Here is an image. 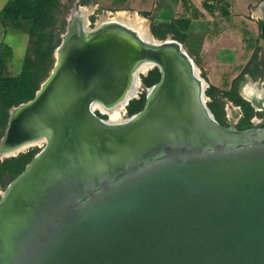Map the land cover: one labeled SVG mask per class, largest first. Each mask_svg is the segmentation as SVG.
<instances>
[{
  "label": "water",
  "instance_id": "water-1",
  "mask_svg": "<svg viewBox=\"0 0 264 264\" xmlns=\"http://www.w3.org/2000/svg\"><path fill=\"white\" fill-rule=\"evenodd\" d=\"M70 46L0 141L50 132L0 198V264H264V128L221 126L193 61L162 52L157 93L107 127L105 75L77 87Z\"/></svg>",
  "mask_w": 264,
  "mask_h": 264
},
{
  "label": "rangeland",
  "instance_id": "rangeland-1",
  "mask_svg": "<svg viewBox=\"0 0 264 264\" xmlns=\"http://www.w3.org/2000/svg\"><path fill=\"white\" fill-rule=\"evenodd\" d=\"M7 1L0 0V12ZM59 3L60 6L57 10L56 22L50 29L53 34L52 41H58V44L54 47L52 55L45 57L43 64L30 67V70L37 74L36 91L51 73L57 58V50L55 51V55L54 50L62 41V36L66 34L69 24L78 20L74 18L76 13L85 15L88 27L94 29L102 17H111L116 13L126 12L129 16L137 14L145 21L150 32L152 26L159 36H163L162 39L158 37H154V39L163 41L169 38L181 44L184 51L199 70L200 78L205 84L204 93L206 96V105L221 126L236 130L252 127L264 128V110L255 109L250 102L243 99L240 95L241 89L248 85V83H254L258 88L264 89V40L261 37V26L264 20L252 18L254 16H250V11H248V15H244L245 20L241 19L238 21V18L234 19L233 17L231 20L225 19L223 24L217 28L213 26L214 33L220 34L224 32L227 34L221 38H214L209 33L211 31V25H207V22L213 23L211 20L207 22L203 21L200 24L171 21L164 23L166 26L158 27L159 24L156 21L153 22L152 18L146 17V15H141L125 8H107L99 4L98 0H59ZM241 13L235 10L236 16ZM164 32L166 34L162 35ZM229 33L239 35L238 41H234L236 37L233 39ZM151 35L154 36L153 34ZM229 39H232V41L226 42ZM34 43L35 38L29 36L28 24L25 20L21 17L17 19H4L0 14V79L4 77H18L22 72L24 61L27 57L35 61L36 46ZM243 69L244 72H242ZM148 72L145 75H140L138 92L132 100H139L140 96L144 94L145 103L146 92L150 86L146 87L141 81V78L146 76ZM5 95L4 91L1 90L0 107L1 104L7 102ZM235 97L241 99L242 103L238 104L235 102L233 100ZM25 102L27 101L23 100L11 105L8 108V117L11 109ZM133 114L127 112L126 105L120 117L128 118ZM96 115L101 119H108V116L100 114L98 111ZM262 122L263 124L258 125ZM4 131L5 129L0 136V141L4 135ZM44 145L45 143H42L39 146L29 148L13 156H3L0 153V162L4 159L18 157L19 155H26L32 160ZM10 182L4 186H0V198L1 193L6 190Z\"/></svg>",
  "mask_w": 264,
  "mask_h": 264
},
{
  "label": "bare ground",
  "instance_id": "bare-ground-1",
  "mask_svg": "<svg viewBox=\"0 0 264 264\" xmlns=\"http://www.w3.org/2000/svg\"><path fill=\"white\" fill-rule=\"evenodd\" d=\"M74 18L78 20L69 24L66 34L62 37V45L55 49V51L57 50L56 60L59 63L64 57L65 47L69 43L72 44L69 62L77 67L75 70L77 75L79 74L77 87L83 88L87 79L95 74L100 77L105 75L104 93H99L89 101V111L94 115L98 111L108 116L107 120L96 117L97 121L107 127H119L136 119L133 117L121 118L120 114L128 102L136 97L140 75H145L153 68L158 70L159 57L156 53L162 52L168 56L176 54L184 60L187 59L184 55L187 53L176 41L169 38L163 41L154 39L145 21L137 14L129 16L126 12H119L111 17H102L94 29L88 27L85 15L76 13ZM189 62L192 67L191 71L198 80L200 101L202 104H206L205 93L203 95L205 84L200 78L196 65L190 60ZM158 89L159 86L149 87L146 92L148 98L153 97ZM38 93L41 94V92ZM240 95L255 109L264 110V89L258 88L254 83H248L241 89ZM49 96L50 94L46 93L41 98L45 100ZM109 97L112 102L105 104V99ZM32 103L34 102L11 109L12 124L14 127L16 126L15 133L18 134V127L20 128V121L24 116L23 110ZM158 131L154 127L153 135L156 136ZM49 140V130H42L32 138L13 147L0 146V153L3 156L17 155L42 143L46 145ZM119 151L121 150L119 149ZM8 195L9 191L5 190L1 193V198L6 199Z\"/></svg>",
  "mask_w": 264,
  "mask_h": 264
},
{
  "label": "trees",
  "instance_id": "trees-1",
  "mask_svg": "<svg viewBox=\"0 0 264 264\" xmlns=\"http://www.w3.org/2000/svg\"><path fill=\"white\" fill-rule=\"evenodd\" d=\"M59 6V0H8L0 12L4 19H17L21 17L25 20L28 24L29 36L35 38L34 44L36 46L35 61H32L30 57H27L24 61L22 72L18 77H4L0 79V92L3 90L4 95L6 94L5 97L7 98V102L1 104L0 107V136L7 124L8 108L23 100L28 101L33 97V94L37 89V87L35 88L37 74L32 72L30 67H36L43 64L45 57L51 56L54 47L58 44V41H52L53 34L50 29L56 22ZM177 22L182 23L189 21L188 19H184ZM158 24V27L166 26L164 23ZM151 32L150 33L154 35L153 37H158L160 39L163 38V36L161 37L157 34L152 26ZM165 34L166 32L162 35ZM261 37L264 40V22H262L261 26ZM242 72H244V69ZM158 79L159 72L156 68H153L146 76L141 78V81L146 87H149L156 83ZM144 99V94H142L139 100H131L127 104V112L133 114L140 111L143 107ZM233 100L238 104L242 103L241 99L238 97H235ZM215 117L217 118L216 115ZM30 160L31 158L26 155H19L18 157L2 160L0 162V186H4L20 174Z\"/></svg>",
  "mask_w": 264,
  "mask_h": 264
},
{
  "label": "crops",
  "instance_id": "crops-1",
  "mask_svg": "<svg viewBox=\"0 0 264 264\" xmlns=\"http://www.w3.org/2000/svg\"><path fill=\"white\" fill-rule=\"evenodd\" d=\"M98 3L107 8H125L146 15L157 23L188 19L190 24H200L211 20L213 23L207 22V25H211V31H208L214 38L227 35L224 32L216 34L212 29L213 26H221L225 19L234 17L240 21L250 11V16H254L252 18L264 20V0H98ZM235 10L242 13L236 16ZM229 34L233 39L236 37L234 41H238L239 35ZM230 41L232 39L226 40Z\"/></svg>",
  "mask_w": 264,
  "mask_h": 264
},
{
  "label": "flooded vegetation",
  "instance_id": "flooded-vegetation-1",
  "mask_svg": "<svg viewBox=\"0 0 264 264\" xmlns=\"http://www.w3.org/2000/svg\"><path fill=\"white\" fill-rule=\"evenodd\" d=\"M109 98H110V97H109ZM109 98H106V99H105V101H104L105 104H107V103H111V102H112V99L110 98V99H111V100H110ZM100 114H101V113H100ZM104 116H105V115H104Z\"/></svg>",
  "mask_w": 264,
  "mask_h": 264
}]
</instances>
